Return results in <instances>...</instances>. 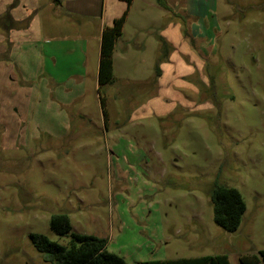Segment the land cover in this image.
Segmentation results:
<instances>
[{
	"label": "rangeland",
	"instance_id": "374dc122",
	"mask_svg": "<svg viewBox=\"0 0 264 264\" xmlns=\"http://www.w3.org/2000/svg\"><path fill=\"white\" fill-rule=\"evenodd\" d=\"M5 2L0 264H48L32 243L35 234L66 247L73 234L103 238L127 264L221 255L239 264L264 250V0H201L202 15L186 18L184 33L190 58L204 63L184 81L198 92L173 89L191 105L164 117L152 113L155 85L146 70L114 75L99 89L92 78L68 79L67 69L80 60L63 52L78 53L81 41L55 39L60 32L46 31L41 20L27 33L31 18L8 27L12 8ZM16 16L25 17L22 9ZM62 20L64 34L84 33L85 22ZM33 39L37 56L27 53ZM57 48L63 52L54 64ZM45 65L58 68V86L41 73ZM65 89L72 96L62 109L51 92L65 97ZM216 184L237 189L245 201L235 232L214 222ZM60 213L70 218L68 235L51 229V217Z\"/></svg>",
	"mask_w": 264,
	"mask_h": 264
},
{
	"label": "crops",
	"instance_id": "0c3cea01",
	"mask_svg": "<svg viewBox=\"0 0 264 264\" xmlns=\"http://www.w3.org/2000/svg\"><path fill=\"white\" fill-rule=\"evenodd\" d=\"M5 3L6 9L12 8L8 13L11 16L8 20V27L12 21L19 24L26 21L25 19L31 18L32 23L27 33L32 32V24L36 20H41L42 25L46 26L44 28L46 31H48L47 28H50L60 32V35L55 39L63 42L81 41L82 46L78 49V53L72 48L65 49L64 52L57 48L52 52L51 59L56 64L55 56L61 55L62 52L69 58L78 54L79 66L77 69H67L70 74L68 79L80 81L92 78L95 88H100L98 79L102 34L105 28L112 26L114 20L125 13L127 10L125 2L117 0L114 5L111 0H60L59 3L54 0H6ZM15 3L18 4L17 10L15 9L17 6H14ZM200 3L201 0H134L129 9L123 36L115 46L113 55L115 77L116 75L131 77L134 71L146 70L148 78L153 80L149 85L152 87L155 85L153 92L156 98L153 99V103H157L154 104L156 106H152V113L155 114V111H158L160 117L172 114L179 106L190 107V100L175 91L176 87L187 86L188 90L198 92L195 87L189 86L184 81L198 73L204 63L201 58H194L196 56L193 54L194 59L190 58V48L186 46L184 33L187 31L185 19H193L199 14L202 15L199 8ZM204 3L209 4L208 0H204ZM209 8L208 6V11ZM19 9H22L24 18L16 16ZM43 10L46 13L42 16ZM63 16L80 25L85 22V27L82 26L84 33L74 35L66 32L67 34H64L65 21H59ZM145 36L149 37V40ZM147 41H149L148 44ZM32 43L33 45L29 44L32 48L28 49L27 53H36L37 56L35 39L32 40ZM147 49L151 53V56H148V61H146V53L149 52H146ZM178 50L181 51L178 52ZM182 51L185 55L182 54ZM162 54L165 58L163 62H160L157 71L156 65L160 56L163 57ZM40 55L44 62L46 53L40 52ZM42 72L54 84L57 85V82L60 81L57 76L59 73L57 67L47 70L45 65ZM133 75L135 74L133 73ZM62 92L60 91V97H56V90H53L51 94L56 107L65 109L64 107L70 105L72 94L70 89H65L66 94L63 97ZM75 93L78 95L79 92L75 91ZM165 100H171V104H167Z\"/></svg>",
	"mask_w": 264,
	"mask_h": 264
},
{
	"label": "trees",
	"instance_id": "16d2710c",
	"mask_svg": "<svg viewBox=\"0 0 264 264\" xmlns=\"http://www.w3.org/2000/svg\"><path fill=\"white\" fill-rule=\"evenodd\" d=\"M59 3L60 0H54ZM126 3L127 10L114 20L112 26L104 29L101 39L99 65V87L110 84L114 77L113 55L117 42L122 38L129 9L134 0H121ZM211 200L214 207V222L227 232H235L242 223L247 210L240 192L231 187L215 185ZM51 229L64 236L72 232L70 218L67 214H55L50 220ZM70 247L51 241L47 236L35 234L32 243L48 264H127L126 260L108 250V241L89 235H72ZM143 264H231L225 255L215 257L183 258L166 261H150ZM239 264H264V250L258 254L247 255Z\"/></svg>",
	"mask_w": 264,
	"mask_h": 264
}]
</instances>
